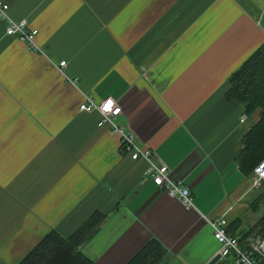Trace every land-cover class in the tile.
<instances>
[{
  "label": "crops",
  "instance_id": "1",
  "mask_svg": "<svg viewBox=\"0 0 264 264\" xmlns=\"http://www.w3.org/2000/svg\"><path fill=\"white\" fill-rule=\"evenodd\" d=\"M2 1L36 34L27 47L0 20V264L94 211L104 217L79 246L94 264H124L150 237L166 249L163 264L216 253L199 214L142 177L145 163L96 125V112L77 110L85 95L118 103L116 123L189 189L198 212L235 221L238 238L255 224L264 186L238 166L255 117L241 122L223 93L264 41V0Z\"/></svg>",
  "mask_w": 264,
  "mask_h": 264
},
{
  "label": "trees",
  "instance_id": "2",
  "mask_svg": "<svg viewBox=\"0 0 264 264\" xmlns=\"http://www.w3.org/2000/svg\"><path fill=\"white\" fill-rule=\"evenodd\" d=\"M223 97L238 104L246 117L257 114L240 139L238 155L240 170L250 173L257 161L264 159V41L227 77ZM103 217L94 211L65 236L53 229L47 231L16 264H94L79 246L95 234ZM235 226V221L227 223L226 231L234 235ZM263 234L264 211L255 224L236 237L241 247H247ZM165 255L164 246L150 237L124 264H163Z\"/></svg>",
  "mask_w": 264,
  "mask_h": 264
},
{
  "label": "built area",
  "instance_id": "3",
  "mask_svg": "<svg viewBox=\"0 0 264 264\" xmlns=\"http://www.w3.org/2000/svg\"><path fill=\"white\" fill-rule=\"evenodd\" d=\"M7 10V4L0 0V20L4 22V34L16 36L27 47L35 48L33 38L36 30L25 27L24 21L11 20ZM57 66L61 71L64 61H59ZM77 110L86 113L96 112L98 114L96 125L106 127L109 133L115 135L120 147L130 159H139L145 163L142 177L160 188L168 197L177 200L185 210H193L199 214L210 228L211 236L218 245L216 253L219 254V258L228 259L229 264H264V235L253 239L247 247H241L237 237L226 231L227 221L224 217L210 219L198 212L189 189L181 181L170 178L168 167L164 163H156L153 160L152 149L147 146L142 147L128 127L116 123L115 119L120 115L121 109L115 100L107 97L95 101L92 96L85 95L78 104ZM243 119L244 116L240 117L241 122ZM251 184L252 187L264 184V159L258 160L254 165Z\"/></svg>",
  "mask_w": 264,
  "mask_h": 264
},
{
  "label": "water",
  "instance_id": "4",
  "mask_svg": "<svg viewBox=\"0 0 264 264\" xmlns=\"http://www.w3.org/2000/svg\"><path fill=\"white\" fill-rule=\"evenodd\" d=\"M218 259H219V254L218 253H215L204 264H214Z\"/></svg>",
  "mask_w": 264,
  "mask_h": 264
},
{
  "label": "rangeland",
  "instance_id": "5",
  "mask_svg": "<svg viewBox=\"0 0 264 264\" xmlns=\"http://www.w3.org/2000/svg\"><path fill=\"white\" fill-rule=\"evenodd\" d=\"M243 116H244V119H243L242 121H244V120L246 119V115L243 114V113H241V116H240V117H243ZM256 116H257V114L254 115V117H256ZM148 148H149V147H148ZM253 167H254V166H253ZM252 169H253V168H252ZM251 173H252V170H251V172L249 173L250 177H251ZM251 185H252V184H251ZM65 235H66V234H65ZM65 235H64V236H65ZM263 235H264V234H263ZM263 235H262V236H263ZM262 236H261V237H262ZM254 239H255V237H254Z\"/></svg>",
  "mask_w": 264,
  "mask_h": 264
}]
</instances>
